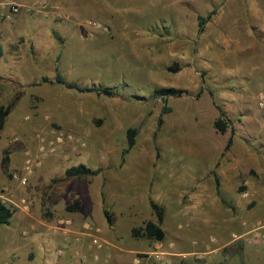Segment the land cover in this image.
Here are the masks:
<instances>
[{
  "label": "rangeland",
  "instance_id": "374dc122",
  "mask_svg": "<svg viewBox=\"0 0 264 264\" xmlns=\"http://www.w3.org/2000/svg\"><path fill=\"white\" fill-rule=\"evenodd\" d=\"M1 2L22 9L12 21H0V54L16 52L14 65L0 59V107L18 97L0 130V163L4 156L23 165L30 158L32 178L22 165V198L31 205L26 214L19 202L7 204L15 212L10 225L0 226V264H8L7 248L20 253L13 264H26L25 253L36 256L30 264H47V252L58 257L63 249L59 240L82 233L87 242L114 239L121 247L156 251L162 262L172 254L170 264H264L263 247L233 241L231 232L241 235L235 227L221 234L215 214L201 205L204 189L224 209L235 196L248 212L261 201L250 192L242 197L243 184L235 195L218 194L215 178L232 135L252 149L254 166L246 173L264 188V118L256 104L264 93V0ZM213 11L198 33V18ZM57 75L115 94L67 89L54 83ZM11 77L19 81L11 85ZM167 88L183 93L165 100L156 94ZM220 112L224 134L214 128ZM42 144L54 151L40 152ZM79 164L101 171L64 179ZM75 200L83 210L67 211ZM150 202L163 208L161 242L131 233L155 221ZM9 236L14 242H6ZM244 245L261 258L246 251L228 257Z\"/></svg>",
  "mask_w": 264,
  "mask_h": 264
},
{
  "label": "crops",
  "instance_id": "0c3cea01",
  "mask_svg": "<svg viewBox=\"0 0 264 264\" xmlns=\"http://www.w3.org/2000/svg\"><path fill=\"white\" fill-rule=\"evenodd\" d=\"M1 33L2 32H0V36ZM4 44L5 43H3L2 40L0 39V46L2 45L4 46ZM15 53H16L15 51L7 52L6 54L5 52H3V55L0 54L1 56L0 59L4 57H8L11 60L12 64L14 65L13 62L14 60L12 59V57ZM19 65L21 67L24 66V64H19ZM20 70H22V68ZM9 79L11 81V85L13 81L15 80L19 81V79L17 78L11 77ZM13 94H14V89H13ZM228 151L229 152L226 156L227 157L226 164L225 166H222V169H220L219 172H217L218 178H215L219 182V194L220 192L229 189L231 192H233V195H235L236 189L241 184H243L247 187L246 189L247 191L245 192L254 193L257 196V198H261L259 199L261 201L258 204H256V206H254L252 210L248 212L244 209L242 205V199L240 198V196L239 197L235 196L233 198L235 201L229 206V208L224 209L221 203H216L214 200H210V195H209L210 193L206 192V190L204 189L201 205L204 207V209L208 211L211 210L215 214L214 219H216V221L219 220V224H220L219 231L221 234H225L226 231L228 229H231L232 227H235V230H237L240 234H244L247 233L257 222L263 224L264 226V188L257 185L250 177V175L246 173L247 168L254 166L253 164L254 155L252 149H250L246 145L242 146L240 144H235L233 140V144ZM19 160H20V164H18V162L16 161L13 162L12 164L10 159L7 165L8 168L7 175L5 174L2 164L0 163V192H2L4 195L3 197L0 198L1 201L6 205L8 203L17 204L19 202L16 208L21 206L20 207L21 211L27 214L28 211L26 210L30 208L31 204L28 201H27L28 206L27 204L25 205L21 204L20 201L24 199L22 198V194L25 192V188L20 187L18 181L16 180V177L23 175V169H22L23 162L21 161L22 159ZM256 164L257 166H259V162H257V160H256ZM240 171H242L243 173H241ZM31 178L32 177L30 175L28 179L31 180ZM49 195H51V193H49ZM206 197H208V199ZM19 198H21L20 201H18ZM54 207L55 206L53 204L52 209H55ZM80 208L81 210H83L82 204ZM85 216H88V214L85 213ZM83 226L87 228L89 225L86 224ZM223 228H225V231L221 232V229ZM91 229L92 228H90V230ZM97 229L99 228L97 227ZM262 232L264 233V227L262 229ZM232 234L233 232H231V235ZM85 236H86L85 233H82L79 236L74 237L72 239L70 238L67 240H59L58 241L59 246H62L63 249L60 250V253L58 252L59 254L58 257H54L52 254L49 257V252H47V255H44V257L47 259V264H123L125 260H127L131 264H170V261L173 259L172 257H176V256H170L172 255L170 254L167 255L168 258H166L165 261L163 262L158 261L157 259L159 258L155 256L157 253L156 251H151V250L139 251L134 248L121 247L117 244V241L114 239L109 240L104 238L103 241L105 243L102 242L103 244L101 245V247H96L92 243V241L87 242ZM224 239H222V241H224ZM8 241L9 243L14 242V237L9 236L8 238H6V242ZM208 246L205 245L204 247L207 249L209 248ZM146 247L150 248L152 246L147 244ZM155 247L156 245H154L153 248ZM234 248H238V246L236 247L234 246ZM238 249H234L232 255L228 257H232L233 255H237V253H242L246 251L245 256L250 255L251 257L254 258H261V254H260L261 252L258 253V251L255 250H251L252 251L251 252L247 249L245 245L241 246V248ZM217 250L219 251V249H216V251ZM7 251H9V255H10L8 264H10L11 262H12L11 264H13V262H15V259L18 260V258L20 257L19 256L20 253L19 251L13 250V248H9V249L7 248ZM138 254L139 255L143 254L144 258L139 259V257H137ZM35 257L33 258L32 256L27 255L26 253L24 256H22L23 261H26V264H30L32 260L35 259ZM125 257L126 259H124ZM151 259H153V262L151 261Z\"/></svg>",
  "mask_w": 264,
  "mask_h": 264
},
{
  "label": "trees",
  "instance_id": "16d2710c",
  "mask_svg": "<svg viewBox=\"0 0 264 264\" xmlns=\"http://www.w3.org/2000/svg\"><path fill=\"white\" fill-rule=\"evenodd\" d=\"M214 11L210 13L207 17L198 18V33H202L204 31V24L206 21L210 20ZM43 82H47V78H43ZM54 83L58 85H63L67 89L75 90L80 93H95L97 95H104V96H113L115 94L114 90L111 88H104L101 86H91V87H79L76 84L68 83L65 79L57 75L55 77ZM183 92L173 88L167 89H159L156 94L162 97L164 100L169 96H180ZM18 100V97L14 99L12 103H10L6 107H0V130L3 129L5 124V118L9 115L12 107L14 106L15 102ZM214 128L221 134H224L227 129V123L223 119V113L220 112V117L214 122ZM128 147L133 146L134 139H133V130H128ZM233 144V136L230 135L225 144V150H228ZM2 167L4 171H7V164H8V157L4 156L2 159ZM100 169L92 170L82 164L77 166H72L65 170L64 172V179H81L85 176H95L100 173ZM216 186H217V193L219 194V182L215 179ZM81 203L79 200H75L71 205L66 206L67 211H78L80 210ZM150 208L155 216V221L146 222L143 226L138 228H133L131 233L133 237H139L146 240H152L155 242H161L164 237L165 233L162 229V222H163V208L157 205L154 202H150ZM15 210L11 207L7 206L0 200V226H8L11 223L12 217L14 215ZM104 216L106 218L107 223L112 226L113 220L111 216L108 214L106 210H104Z\"/></svg>",
  "mask_w": 264,
  "mask_h": 264
},
{
  "label": "built area",
  "instance_id": "2783aa9c",
  "mask_svg": "<svg viewBox=\"0 0 264 264\" xmlns=\"http://www.w3.org/2000/svg\"><path fill=\"white\" fill-rule=\"evenodd\" d=\"M22 6L15 4V3H8V2H1L0 3V21H12L15 16H17L21 12ZM257 108L260 111L262 117L264 118V93L261 92L257 96ZM57 141L60 143V138H57ZM53 142L50 143V147H52ZM53 152L54 147L51 149H47L45 145H41L40 152L46 153V152ZM32 161L30 158H28L25 161L24 164V171L27 172V176L31 174L32 172ZM27 176H24L22 178L16 177V180L18 181L19 186L25 187L27 185ZM243 197H247L248 194L244 192L242 194ZM21 204L25 205L28 202H26L25 199H22ZM263 224L257 222L254 224V226L247 232L241 235L232 234L231 239L233 241H237L242 239L246 245H256L264 248V233L262 232ZM87 230H90V227L88 226L86 228ZM96 238L92 240V243L96 245L97 247H101V244L98 242Z\"/></svg>",
  "mask_w": 264,
  "mask_h": 264
}]
</instances>
